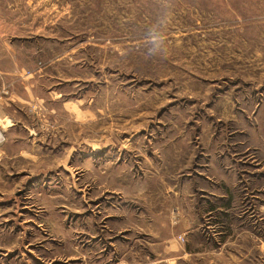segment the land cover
Segmentation results:
<instances>
[{
    "label": "rangeland",
    "instance_id": "obj_1",
    "mask_svg": "<svg viewBox=\"0 0 264 264\" xmlns=\"http://www.w3.org/2000/svg\"><path fill=\"white\" fill-rule=\"evenodd\" d=\"M0 69L44 103L11 134L58 151L2 169L0 252L264 264V0H0Z\"/></svg>",
    "mask_w": 264,
    "mask_h": 264
},
{
    "label": "crops",
    "instance_id": "obj_2",
    "mask_svg": "<svg viewBox=\"0 0 264 264\" xmlns=\"http://www.w3.org/2000/svg\"><path fill=\"white\" fill-rule=\"evenodd\" d=\"M16 73L18 72L15 70L0 69V79H1L0 118L6 124V128L9 132L8 133L9 135L7 136L5 141L0 145L1 146L0 147V201H3L6 199V197H4L6 193H10L11 191H13L12 183L10 181L11 179L10 178L4 179V177H2L3 175L2 169L5 170L4 174L6 175L16 176L17 174H19V171H21L22 169H25L27 160H29L30 164L32 162L36 164H41L40 160H43V154L45 153L49 155L48 157L50 158L53 157V159L56 160L58 151L56 152L57 146H55L53 141L56 138L58 141H60L58 130L56 131L57 134H55L56 137L55 138L50 137L48 140V143L54 144L52 147L51 145L46 144L45 142L46 138L43 137V135H40L41 133H38V132L35 134L31 133V135H29L30 136L29 139H28V136H25L23 138V137H20L19 134H11L16 129L15 127L18 125V121L9 112L10 110H13L12 108L16 101L19 103L20 102L23 103L25 106L27 105L28 102H33L34 103L33 109L37 112H40L41 110L44 109L43 99L41 98V95L36 92L35 87H37V85L35 83L31 84L29 87L27 86L26 82L22 84V86H24L25 94L19 93L15 90H11L10 87L9 89H6V90L2 89L3 87L2 79L5 76L9 77L13 74L15 75ZM37 74L39 73H34L31 78L36 77ZM54 94H55L54 99L62 98L63 91L62 89H60V86L58 87L56 86ZM67 103H72V102H70V100L67 101L66 99H63L62 104H61L63 110L66 109ZM51 109L52 111H54L52 113H55L56 111V114H52V117H55L56 125L59 128V125L61 122V118L59 114L60 110H58V108L57 109L51 108ZM32 125L33 124H27L24 126L27 128H33ZM44 143L45 145H43ZM52 148H53L54 155L50 152ZM17 160H21V161L19 162ZM6 169H8L9 171H6ZM2 183H6L7 186L2 188L1 187ZM13 184L16 189V186H17L16 181ZM1 235H4V233H2ZM11 251L13 250L9 248V249H6L4 252H0V255L2 253V255L0 256V264H31L30 262L28 263V259L26 260V258H24L23 256H20L21 254H19V252L15 254V252H11ZM8 255L9 257H6ZM19 256L21 257L20 259L18 258ZM77 257H78V254L75 255L76 259ZM85 264H93V263L90 261L89 263H85Z\"/></svg>",
    "mask_w": 264,
    "mask_h": 264
},
{
    "label": "built area",
    "instance_id": "obj_3",
    "mask_svg": "<svg viewBox=\"0 0 264 264\" xmlns=\"http://www.w3.org/2000/svg\"><path fill=\"white\" fill-rule=\"evenodd\" d=\"M5 139H6V137H5L4 130L0 126V145L5 141ZM151 264H159V262L153 261V262H151Z\"/></svg>",
    "mask_w": 264,
    "mask_h": 264
}]
</instances>
